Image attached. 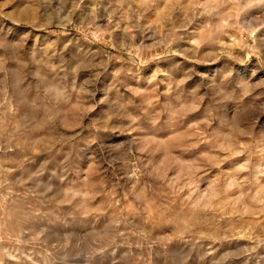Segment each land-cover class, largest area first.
I'll return each mask as SVG.
<instances>
[{"label": "rangeland", "instance_id": "374dc122", "mask_svg": "<svg viewBox=\"0 0 264 264\" xmlns=\"http://www.w3.org/2000/svg\"><path fill=\"white\" fill-rule=\"evenodd\" d=\"M0 264H264V0H0Z\"/></svg>", "mask_w": 264, "mask_h": 264}]
</instances>
